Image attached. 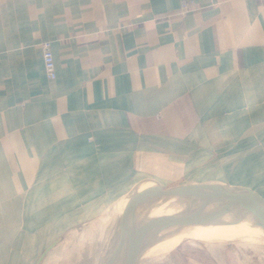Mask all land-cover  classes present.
Instances as JSON below:
<instances>
[{
	"label": "crops",
	"instance_id": "crops-1",
	"mask_svg": "<svg viewBox=\"0 0 264 264\" xmlns=\"http://www.w3.org/2000/svg\"><path fill=\"white\" fill-rule=\"evenodd\" d=\"M154 180L264 197V0H0V264Z\"/></svg>",
	"mask_w": 264,
	"mask_h": 264
},
{
	"label": "rangeland",
	"instance_id": "rangeland-1",
	"mask_svg": "<svg viewBox=\"0 0 264 264\" xmlns=\"http://www.w3.org/2000/svg\"><path fill=\"white\" fill-rule=\"evenodd\" d=\"M148 185L149 187L144 190L139 189V187ZM185 185L201 186L207 184L185 182L170 186L154 180L150 183L140 184L134 190L131 191L130 189L128 192L119 195L109 205L104 206L103 211L96 218L80 223L78 225L80 226L79 231H73L65 237L63 242L59 244L58 253L52 256L50 263L97 264L103 256L124 247L127 248L134 242L150 248L147 254L149 258L156 256L159 250V236L155 237L154 234L160 232L159 235L163 236L162 221L167 219L168 215L150 218L148 216L149 207L148 209L146 207L150 204L154 207L167 204L173 199L177 202L179 198L178 196L161 197L160 194H157L143 199L142 195L157 188L172 189L185 187ZM200 193L202 195L196 196L199 197L198 200L205 197L204 191ZM213 196H209V199ZM206 198L208 197L206 196ZM213 206L214 204L211 203L209 212ZM229 211L232 210L226 209V212ZM199 215L201 216V207L192 210L187 208L181 213L173 214L177 217L173 229L176 231L194 226L195 224L192 223L198 219ZM222 218H225V215ZM230 219L231 217L225 220L226 224L231 223ZM147 224L151 226L147 228ZM151 229H153L152 233L150 232ZM163 237L168 238L165 235ZM256 238L257 236L245 237L236 242L205 243L195 238L184 237L167 253H173L177 259L198 262L211 261L212 264H264V240ZM258 238L264 239V236L260 235ZM161 241L163 240L161 239ZM122 242L124 243L122 244Z\"/></svg>",
	"mask_w": 264,
	"mask_h": 264
},
{
	"label": "bare ground",
	"instance_id": "bare-ground-1",
	"mask_svg": "<svg viewBox=\"0 0 264 264\" xmlns=\"http://www.w3.org/2000/svg\"><path fill=\"white\" fill-rule=\"evenodd\" d=\"M190 193L184 192L179 194V201L177 202L173 199L167 204H162L160 206L157 205L155 207L150 204L146 207L147 209L149 207L148 216L150 218H158L159 216L168 215L167 219L162 221V235H165V237L168 238L165 239L163 236L161 237L159 235L160 232H158V234L155 233L156 235L154 234L155 237L159 236V250L158 253H156V256L167 253L170 248L179 244L184 237L195 238L205 243L236 242L245 237L254 236H257L256 239L258 240H264L263 238H258L260 235L264 236V216L259 218L254 214L249 213L250 211L242 212L243 208L239 203H227L226 200L223 202L222 200H219L217 204L214 203L212 210L209 212L211 203H209L206 196L201 198V200H198V197ZM199 207H202V210L207 213V215H204L200 219V222L198 221L194 226L186 229L176 231L173 229L175 228V223L177 221V217L173 216V214L181 213L185 211V209L187 210V208L188 210H192ZM226 209L232 211L224 214ZM246 213H249L247 217L245 216ZM223 215H225V218H222ZM229 217H231L229 220L231 223L228 222V224H226L227 222H225V220ZM220 218L222 219L219 220ZM146 226L149 228L151 225L147 224ZM151 231H153V229H151L150 232ZM161 239L163 241H161ZM124 242H122V244ZM62 264L68 263L63 262Z\"/></svg>",
	"mask_w": 264,
	"mask_h": 264
},
{
	"label": "water",
	"instance_id": "water-1",
	"mask_svg": "<svg viewBox=\"0 0 264 264\" xmlns=\"http://www.w3.org/2000/svg\"><path fill=\"white\" fill-rule=\"evenodd\" d=\"M204 191L205 196H207L209 203H215L221 199L223 201L239 203L242 206V212H248L254 214L256 217L264 216V197L260 196L258 193H255L251 189L247 188H234L224 185H216V184H207V185H185V187H177L172 189H160L157 188L153 191H147V193L142 195V198H148L153 195L160 194L161 197L166 196H179V194L187 192L193 194L195 196L201 194L200 192ZM220 193V195H217ZM202 195V194H201ZM214 195L209 199V196ZM145 197V198H144ZM201 197V196H200ZM199 198V197H198ZM231 203V204H232ZM241 212V213H242ZM226 211L224 212V214ZM249 213H246L247 217ZM207 215L205 211L202 210L201 207V216L199 215L192 224H196V222H200L201 218ZM186 220V218H185ZM64 238L57 239L41 256V260L45 257L49 251L57 247ZM149 247L139 244L133 243L129 245L127 248H122L113 253L107 254L103 256L97 264H212L206 262H198L194 260H183L177 259L173 253H163L159 256L148 257ZM84 263V262H83Z\"/></svg>",
	"mask_w": 264,
	"mask_h": 264
},
{
	"label": "built area",
	"instance_id": "built-area-1",
	"mask_svg": "<svg viewBox=\"0 0 264 264\" xmlns=\"http://www.w3.org/2000/svg\"><path fill=\"white\" fill-rule=\"evenodd\" d=\"M259 1H262V0H259ZM182 7L185 10L189 8H193L194 3L185 2L183 3ZM42 47H43V59H44L46 75L50 80H54L57 77V73H56L54 54L52 51V45L50 42H45L43 43Z\"/></svg>",
	"mask_w": 264,
	"mask_h": 264
}]
</instances>
